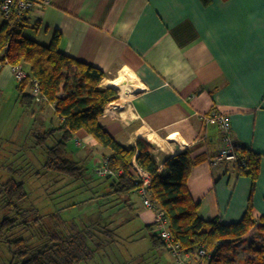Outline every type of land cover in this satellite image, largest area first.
Here are the masks:
<instances>
[{"label":"crops","instance_id":"0c3cea01","mask_svg":"<svg viewBox=\"0 0 264 264\" xmlns=\"http://www.w3.org/2000/svg\"><path fill=\"white\" fill-rule=\"evenodd\" d=\"M44 1L37 0L27 14L23 34L50 45L60 32L62 53L107 74L100 88L119 94L100 118L107 132L127 148L139 139L159 148L161 140L167 142L162 152L168 157L190 151L193 160L206 158L192 169L189 191L201 218L230 225L244 217L253 181L218 158L222 133L204 118L213 110L226 114L238 145L261 156L253 202L257 216H264V0ZM6 20L0 12V28ZM14 83L18 87L11 66H3L0 88ZM28 109L49 114V126L55 127L53 106ZM56 120L59 127L62 120ZM74 140L85 151L70 150V156L84 164V154H96L97 172L109 151L85 131ZM159 152L156 158L165 160ZM68 186L75 183L67 181L62 188ZM110 186L107 196L130 209L133 220L155 225V213L139 192L124 196Z\"/></svg>","mask_w":264,"mask_h":264},{"label":"trees","instance_id":"16d2710c","mask_svg":"<svg viewBox=\"0 0 264 264\" xmlns=\"http://www.w3.org/2000/svg\"><path fill=\"white\" fill-rule=\"evenodd\" d=\"M203 1L210 3V0ZM26 16H12L0 28V71L5 65H22L24 70L27 67V78L17 87L20 103L27 108L35 104L51 105L62 120L58 128L38 137V145H45L49 140L55 142L46 148L44 170L69 178L73 183L82 181L86 175L85 168L70 156L69 144L78 132L85 131L109 151L101 165L106 162L116 176L97 173L112 179L116 193L131 196L139 192L141 183L135 175L134 162L151 175V201L168 216L170 231L185 253L195 256L204 249L211 255L209 259H204L205 264H231L225 255L226 250L234 248L253 231L264 234V216H257L253 202L261 166L260 155L245 148L238 150L239 161L235 165L241 175L249 176L253 181L249 205L242 220L230 225L223 224L219 219L204 220L199 216V204L191 196L188 181L192 169L206 158L193 160L190 151H184L159 163L151 144L144 139H139L132 148L120 144L100 122L106 106L119 98L115 89L100 88L107 74L62 53L60 32L55 33L50 45L25 37ZM34 82L39 83L45 98L41 103L36 101L33 92H29ZM4 188L7 190L6 206L16 217L1 221L0 232L11 231L18 226L27 231L46 219L54 223L52 230L43 234H47L49 239L45 237L34 248L30 247L29 239L25 237L8 240L20 264H79L91 261L102 250L103 244L97 242L96 229L68 228L59 214L39 215L31 222L29 216L32 213H26L19 205L29 196L24 183L11 181ZM155 226L146 228L154 230ZM63 227L68 231L63 232ZM151 240L154 247L167 249L158 234L153 233ZM248 252L249 257L243 264H264V239L260 247L251 244Z\"/></svg>","mask_w":264,"mask_h":264},{"label":"rangeland","instance_id":"374dc122","mask_svg":"<svg viewBox=\"0 0 264 264\" xmlns=\"http://www.w3.org/2000/svg\"><path fill=\"white\" fill-rule=\"evenodd\" d=\"M11 70L15 77L12 67ZM123 78L134 80L128 75ZM16 82L19 84L17 79ZM12 86L14 87L6 90L0 88V222L7 217H16L6 206L7 190L4 186L11 181L24 183L29 196L19 205L26 213H32L29 216L31 222L39 215L59 214L68 228L75 226L78 229H96L97 242L103 244L102 250L91 261L79 264H176L170 251L169 254L164 248L154 249L151 240L154 230H148L133 220L130 209L124 208L123 203L115 202V198L107 196L112 180L100 178L98 168L96 172V160L100 159L99 156L92 153L88 157V154H84L85 161L82 165L86 175L82 181L74 182L73 188H62L70 181L69 178L44 170L43 166L47 161L46 148L55 142L49 140L47 145H38L37 140L51 129L49 125L52 117L49 114L33 115L31 110L20 103L17 84ZM56 119L57 116H54V126L58 127ZM158 142L159 148L151 145L152 151L156 155L155 151L159 149V155L164 154L166 159L168 155L162 149H166L167 142ZM69 149L74 152L85 151L75 140L70 142ZM79 186L81 187L78 189ZM44 221L39 225H32L27 231L18 226L14 230L0 232V264H20L9 241L25 237L29 239L30 247L34 248L41 243L40 240L45 239L47 234H43L52 230L54 225L48 219ZM68 228L63 227L62 231L67 232ZM263 237L264 234L253 231L234 248L226 250L225 255L229 257L231 264H243L249 257V246L254 244L260 247ZM157 255L159 259L156 258ZM189 262L199 263L193 257L191 261L189 258Z\"/></svg>","mask_w":264,"mask_h":264},{"label":"built area","instance_id":"2783aa9c","mask_svg":"<svg viewBox=\"0 0 264 264\" xmlns=\"http://www.w3.org/2000/svg\"><path fill=\"white\" fill-rule=\"evenodd\" d=\"M44 3H49V0H45ZM36 6L37 0H0V12L6 19H10L12 16H25ZM12 69L19 83L27 78V73L25 72L22 65L12 67ZM32 92L37 102L41 103L45 101V98L41 94L38 82H34ZM204 119L209 124H215L222 133L223 147L218 156L219 160L222 162L236 164L239 161L238 150L243 147L241 145H238V143L232 136V124L230 118L226 114L218 110H213L212 113L209 116H206ZM157 161L159 163L161 162L158 159ZM134 166L135 175L138 181L141 183L139 194L144 201V205L155 213L157 234L163 240L170 253L173 255L176 264H190L189 258L192 255L185 253L182 250L181 244L171 233L170 220L168 216L164 211H162L156 204L151 201V175L140 169L135 162ZM160 167L162 168V165ZM98 173L101 176H116V174L108 167L106 162L99 167ZM210 256L211 255H208L207 251L204 249L195 255L197 261L199 262L198 264H205L204 259H209Z\"/></svg>","mask_w":264,"mask_h":264},{"label":"bare ground","instance_id":"6f19581e","mask_svg":"<svg viewBox=\"0 0 264 264\" xmlns=\"http://www.w3.org/2000/svg\"><path fill=\"white\" fill-rule=\"evenodd\" d=\"M176 139V135H172L171 137H170V140L171 141H173V140H175Z\"/></svg>","mask_w":264,"mask_h":264}]
</instances>
